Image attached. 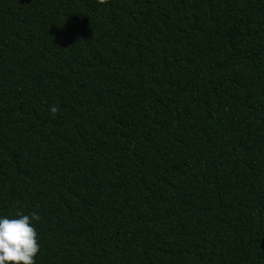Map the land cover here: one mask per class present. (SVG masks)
Instances as JSON below:
<instances>
[{
    "label": "trees",
    "instance_id": "trees-1",
    "mask_svg": "<svg viewBox=\"0 0 264 264\" xmlns=\"http://www.w3.org/2000/svg\"><path fill=\"white\" fill-rule=\"evenodd\" d=\"M32 213L35 264H264V0H0V215Z\"/></svg>",
    "mask_w": 264,
    "mask_h": 264
},
{
    "label": "clouds",
    "instance_id": "clouds-1",
    "mask_svg": "<svg viewBox=\"0 0 264 264\" xmlns=\"http://www.w3.org/2000/svg\"><path fill=\"white\" fill-rule=\"evenodd\" d=\"M36 219L35 213L0 215V264H35L39 244L31 221Z\"/></svg>",
    "mask_w": 264,
    "mask_h": 264
}]
</instances>
